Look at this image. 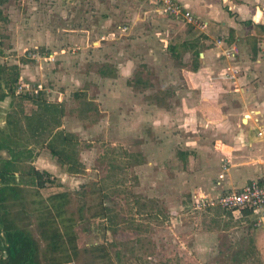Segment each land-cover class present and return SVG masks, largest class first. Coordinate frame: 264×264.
I'll use <instances>...</instances> for the list:
<instances>
[{"label":"rangeland","instance_id":"rangeland-1","mask_svg":"<svg viewBox=\"0 0 264 264\" xmlns=\"http://www.w3.org/2000/svg\"><path fill=\"white\" fill-rule=\"evenodd\" d=\"M150 7L139 0L0 4L2 82L14 89L0 102V127L23 151L5 166L18 180L7 181L22 185L37 237L50 197L68 194L57 222L63 231L61 221L72 219L78 253L64 261L65 252L43 242L39 252L51 264H264L257 244L264 226L192 199L195 170L155 128L160 108L182 103L193 68L189 45L205 43L206 34L147 13ZM16 72L17 83H9ZM1 142L9 144L0 130ZM0 157L2 165L10 154ZM36 170L50 179L44 186Z\"/></svg>","mask_w":264,"mask_h":264},{"label":"crops","instance_id":"crops-1","mask_svg":"<svg viewBox=\"0 0 264 264\" xmlns=\"http://www.w3.org/2000/svg\"><path fill=\"white\" fill-rule=\"evenodd\" d=\"M142 1L151 5L147 13L167 15L150 1L139 0ZM175 1L200 21L208 22V26L201 29L193 25L206 36L205 43L194 41L189 45L193 68L189 70L188 91L181 96L183 104L171 110L160 108L156 113L159 120L155 118L160 126L157 123L155 128L163 134L166 131L169 141L176 143L177 160L181 157L179 161L187 170H195L190 175L192 199L213 197L252 181L264 183V0ZM214 35L218 36L213 38ZM218 39L237 44L241 50L236 60L241 73L236 81L226 71L228 60L217 57L221 49ZM241 45L247 53L242 52ZM15 178L18 180V172ZM12 182L0 177V187L7 186L5 193L10 196L7 204L0 207V264H8L11 236L7 230H13V226L9 227L12 223L29 231L37 241L39 264H51L50 257L39 252L43 242L49 243L43 234L45 218L39 217L37 237L32 229V212L22 203V185L17 188V183ZM14 202L21 206L16 208ZM232 213L264 226V208ZM3 216L8 222L1 220ZM257 244L264 247V234L258 236Z\"/></svg>","mask_w":264,"mask_h":264},{"label":"trees","instance_id":"trees-1","mask_svg":"<svg viewBox=\"0 0 264 264\" xmlns=\"http://www.w3.org/2000/svg\"><path fill=\"white\" fill-rule=\"evenodd\" d=\"M4 1L5 0H0V4H2ZM11 81L13 84L17 83L18 72L12 74ZM57 106L58 105H55L52 103L46 104V108L48 110H53L55 112L59 110V107ZM2 133L5 134L3 131ZM5 135L9 140V144L1 142L0 151L7 150L10 156H12V158H14L15 160H18L17 156L22 154V152L16 151L11 146L12 142L15 143V140H13L12 138L10 139L11 136L9 134H5ZM10 164H11V161L6 160L2 165H0V177H2V179L5 178L7 180V178L15 177L14 174L9 175L8 173H9L10 168L8 169V167H5L6 165H10ZM33 173L38 178L41 179L40 180L41 186H44V183L47 182V180H50V179L43 180V173H40L37 170L34 171ZM47 175L50 176L49 173ZM6 189H7V186L5 185L3 187H0V207H4L9 201L10 196L5 193ZM67 195H68L67 193L62 192V193H56L52 197H50V200L52 201L53 206L47 205L46 207L50 211V216L49 218L46 217L43 221V225L45 226L43 234L47 238H49L48 246L50 249H52L53 251L62 250V253L65 252L64 261H72L73 260L72 253L73 252H75V254L78 253L77 244H76V233L73 230L74 223L72 222V219L70 218L68 219L67 223L66 221H61L63 224V231H62L61 227H59V221L57 222V217H62V215L64 214L65 204L68 201ZM13 198H15V193L13 195ZM53 208L55 211L53 210ZM249 211L251 212V209ZM249 211H247L246 209V212H249ZM1 220L4 221L5 223L8 222L4 216L1 217ZM9 224L10 223H8L7 225ZM12 226H13V230L12 229L7 230L8 235L11 236L10 237L11 243L9 246V258L7 260L8 264H39V258L37 256L38 254H36L37 241L29 235V231H25L22 228L15 227L14 223L9 225V227H12ZM47 227H50L49 229L50 232L49 230H47ZM95 248H97V250L102 249V247H95ZM56 261L62 262L63 260L61 259L57 260L56 258Z\"/></svg>","mask_w":264,"mask_h":264},{"label":"built area","instance_id":"built-area-1","mask_svg":"<svg viewBox=\"0 0 264 264\" xmlns=\"http://www.w3.org/2000/svg\"><path fill=\"white\" fill-rule=\"evenodd\" d=\"M152 4H156L158 11L164 12L178 20L186 21L201 29L208 26V22L200 21L190 10L185 9L179 2L175 0H148ZM217 45L221 48L217 52L218 58L228 60L226 71L233 81L239 77L241 71L236 62L240 53V48L237 44H226L222 39L217 40ZM30 86H20L22 91L29 90ZM202 205L205 206H222L232 212L251 209L259 211L264 208V183L252 181L246 183L240 188H234L224 191L217 196L201 198Z\"/></svg>","mask_w":264,"mask_h":264},{"label":"flooded vegetation","instance_id":"flooded-vegetation-1","mask_svg":"<svg viewBox=\"0 0 264 264\" xmlns=\"http://www.w3.org/2000/svg\"><path fill=\"white\" fill-rule=\"evenodd\" d=\"M3 73H4V68L2 67V65H0V102H2V100H4L8 95H12V94H14V89H13V87H10L11 89H9V90H7V83H6V87L4 86V82H2V79H3ZM11 78L12 77H10V80H9V83L11 82L12 83V81H11ZM13 84V83H12ZM0 130H4V129H2L1 127H0ZM5 134H9V133H6L5 131H3ZM13 144H15L14 142H12V147H13ZM21 152H23V151H21ZM22 155V154H21ZM0 158H2V159H4V157H0ZM7 160V159H6ZM5 160V161H6ZM8 160H10L11 162H12V164L13 165H16L17 164V160H15L14 158H12V156H10L9 158H8ZM4 161V162H5ZM3 162V163H4ZM18 171H15V170H12V169H10L9 170V175L10 174H14V176H15V173H17ZM15 179V178H14Z\"/></svg>","mask_w":264,"mask_h":264}]
</instances>
